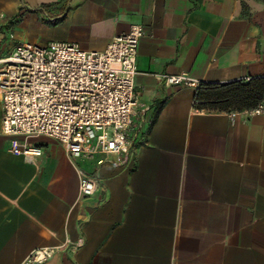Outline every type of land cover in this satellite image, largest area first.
Wrapping results in <instances>:
<instances>
[{
  "label": "crops",
  "instance_id": "crops-1",
  "mask_svg": "<svg viewBox=\"0 0 264 264\" xmlns=\"http://www.w3.org/2000/svg\"><path fill=\"white\" fill-rule=\"evenodd\" d=\"M0 16L13 42L90 52L132 25L146 31L129 163L72 160L43 137L29 140L41 156H15L0 104V264L44 249L43 264H264V116L214 110L164 78L264 80V0H0ZM82 174L98 181L91 197Z\"/></svg>",
  "mask_w": 264,
  "mask_h": 264
},
{
  "label": "built area",
  "instance_id": "built-area-1",
  "mask_svg": "<svg viewBox=\"0 0 264 264\" xmlns=\"http://www.w3.org/2000/svg\"><path fill=\"white\" fill-rule=\"evenodd\" d=\"M8 24L0 16L2 133L10 138L11 153L26 160L39 157L42 149L29 140L43 137L62 145L72 160L114 155L122 164L132 161L137 152L133 120L141 107L135 77L144 27L132 25L104 51L90 52L75 43L13 42ZM164 78L168 85L200 86L187 74ZM246 114L264 116V95ZM98 187L94 177L82 174L83 197L93 196ZM52 254L37 251L25 264H43Z\"/></svg>",
  "mask_w": 264,
  "mask_h": 264
},
{
  "label": "trees",
  "instance_id": "trees-1",
  "mask_svg": "<svg viewBox=\"0 0 264 264\" xmlns=\"http://www.w3.org/2000/svg\"><path fill=\"white\" fill-rule=\"evenodd\" d=\"M48 7L44 6L38 12H43ZM198 98H206V106L214 110L224 109H252L263 99L264 80H252L248 84L242 82L226 85H208L200 83Z\"/></svg>",
  "mask_w": 264,
  "mask_h": 264
},
{
  "label": "rangeland",
  "instance_id": "rangeland-1",
  "mask_svg": "<svg viewBox=\"0 0 264 264\" xmlns=\"http://www.w3.org/2000/svg\"><path fill=\"white\" fill-rule=\"evenodd\" d=\"M31 43L40 44V43H38V42H37V43H36V42H31Z\"/></svg>",
  "mask_w": 264,
  "mask_h": 264
}]
</instances>
